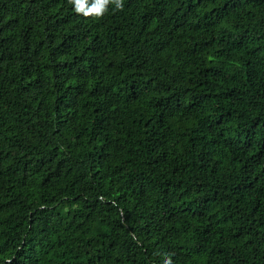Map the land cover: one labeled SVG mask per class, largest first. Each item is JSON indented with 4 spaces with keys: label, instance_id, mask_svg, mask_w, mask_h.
<instances>
[{
    "label": "trees",
    "instance_id": "1",
    "mask_svg": "<svg viewBox=\"0 0 264 264\" xmlns=\"http://www.w3.org/2000/svg\"><path fill=\"white\" fill-rule=\"evenodd\" d=\"M0 0V264H264V0Z\"/></svg>",
    "mask_w": 264,
    "mask_h": 264
},
{
    "label": "clouds",
    "instance_id": "2",
    "mask_svg": "<svg viewBox=\"0 0 264 264\" xmlns=\"http://www.w3.org/2000/svg\"><path fill=\"white\" fill-rule=\"evenodd\" d=\"M75 13L84 17L101 18L110 5H114L116 10H123V0H69ZM164 264H172L171 259H166Z\"/></svg>",
    "mask_w": 264,
    "mask_h": 264
}]
</instances>
